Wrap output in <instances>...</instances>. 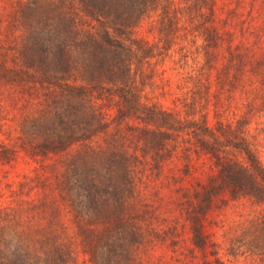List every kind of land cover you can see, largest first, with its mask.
I'll return each instance as SVG.
<instances>
[{
	"label": "trees",
	"instance_id": "16d2710c",
	"mask_svg": "<svg viewBox=\"0 0 264 264\" xmlns=\"http://www.w3.org/2000/svg\"><path fill=\"white\" fill-rule=\"evenodd\" d=\"M255 1L2 0L10 9H0V82L28 107L16 140L0 117V264H77L78 253V264H144L136 250L162 233L129 172L142 159L93 144L128 119L158 167L178 144L184 157L210 159L213 171L183 205L201 264H224L208 253L204 229L217 198L257 207L227 252L264 262V163L251 129L264 114V13L251 15ZM142 20L153 39L137 32ZM167 59L179 73L169 107L147 91H168ZM20 154L34 175L12 176ZM54 155L60 171L46 161Z\"/></svg>",
	"mask_w": 264,
	"mask_h": 264
},
{
	"label": "rangeland",
	"instance_id": "374dc122",
	"mask_svg": "<svg viewBox=\"0 0 264 264\" xmlns=\"http://www.w3.org/2000/svg\"><path fill=\"white\" fill-rule=\"evenodd\" d=\"M255 3L256 7L251 15L260 17L264 10H260L262 8L258 4V0ZM2 4L3 2L0 0V9L4 14L5 9L10 8H3ZM245 8V10L248 9L247 6ZM22 22L21 20L19 22L15 20V24L18 25L16 34L20 32V25L24 29ZM147 25V20H142L141 24L139 23L136 27L137 32L153 39L154 34L148 32ZM171 63V60L167 59L163 65L166 68L164 76L170 80L166 94L164 96L159 95L158 88L152 91L147 87V91L153 96V99L159 100L166 107L173 105L175 82L179 75L177 70L171 67ZM23 101L24 97L16 87L0 82V117L4 119L6 124L13 125L14 128H12L11 133L13 140H16L19 134L17 119L21 109L28 107L23 106ZM135 121L128 119L118 126L112 123L106 133H100L95 138L96 141L94 140L93 144H100L106 150L112 149V153L137 154L142 159L141 164L133 166L129 172L133 176L135 189L141 195L143 206L147 208V219H150L162 235L159 240L152 235H147L145 245L140 247L139 251L136 250V254L142 259L144 257V264H201V253L190 250V231L188 223L183 218V205L185 195H190L193 188L198 184L196 181L204 180L213 171L212 163L206 155H196L192 150L188 157H184L181 150L182 144H178L174 156L164 159L158 167L151 159L152 153L142 154V141L129 132L128 125L135 123ZM251 129L257 132V147L264 163V114L253 117ZM5 137L4 134L0 133V139ZM60 157L61 155H54L46 161L48 163L53 162L60 171L62 168L59 162ZM33 164L23 154H20L11 168L12 176L22 172H29L34 175L31 168ZM185 165H187V168H185ZM257 210V207L245 198H229L226 202H223L221 198H217L204 217V229L209 240L208 253L210 249H216L224 260V264H264L261 255L250 250L243 251L242 254H236L235 256L227 252L232 241L240 236L242 229L248 224L249 220L257 216ZM172 225L175 227L172 232L167 231ZM76 243H78V238L73 242V246L75 249H79L80 247ZM82 257L83 254L78 253L75 263L78 264Z\"/></svg>",
	"mask_w": 264,
	"mask_h": 264
}]
</instances>
